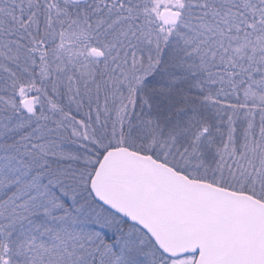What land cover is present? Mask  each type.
Wrapping results in <instances>:
<instances>
[{
    "label": "snow or ice",
    "instance_id": "1",
    "mask_svg": "<svg viewBox=\"0 0 264 264\" xmlns=\"http://www.w3.org/2000/svg\"><path fill=\"white\" fill-rule=\"evenodd\" d=\"M0 264H264V0H0Z\"/></svg>",
    "mask_w": 264,
    "mask_h": 264
}]
</instances>
